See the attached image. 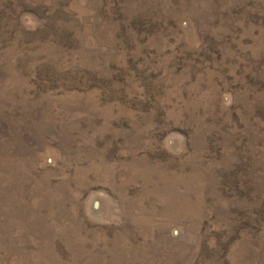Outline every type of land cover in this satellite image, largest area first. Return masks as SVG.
<instances>
[{
	"label": "rangeland",
	"instance_id": "obj_1",
	"mask_svg": "<svg viewBox=\"0 0 264 264\" xmlns=\"http://www.w3.org/2000/svg\"><path fill=\"white\" fill-rule=\"evenodd\" d=\"M0 264H264V0H0Z\"/></svg>",
	"mask_w": 264,
	"mask_h": 264
}]
</instances>
